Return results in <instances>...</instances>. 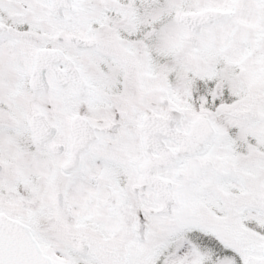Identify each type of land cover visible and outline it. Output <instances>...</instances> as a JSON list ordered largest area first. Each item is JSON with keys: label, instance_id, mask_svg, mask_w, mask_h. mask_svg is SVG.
Masks as SVG:
<instances>
[{"label": "snow or ice", "instance_id": "1", "mask_svg": "<svg viewBox=\"0 0 264 264\" xmlns=\"http://www.w3.org/2000/svg\"><path fill=\"white\" fill-rule=\"evenodd\" d=\"M0 264H264V0H0Z\"/></svg>", "mask_w": 264, "mask_h": 264}]
</instances>
